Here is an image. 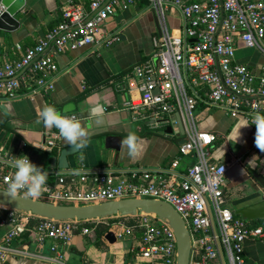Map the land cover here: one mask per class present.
Segmentation results:
<instances>
[{
    "label": "built area",
    "instance_id": "obj_1",
    "mask_svg": "<svg viewBox=\"0 0 264 264\" xmlns=\"http://www.w3.org/2000/svg\"><path fill=\"white\" fill-rule=\"evenodd\" d=\"M139 1H71L62 8L61 20L36 44L25 47L20 58L0 61V94L14 100L22 95L24 86L33 87V92L51 91L58 73L55 55L118 39L117 35L102 38L104 21ZM145 1L142 9L155 19L152 47L145 59L132 67L136 94L123 107L173 126L179 133L178 114L184 130L179 156L171 160L165 174L83 172L76 186L59 176L54 184L47 183L41 197L71 204L128 197L163 200L181 215L189 231V264L219 260L221 264H241L244 242L263 238L264 227L235 216L227 206L223 182L228 164L213 159L217 135L201 128L199 121L201 112L211 108L248 122L255 112L264 114V65L255 68L236 57L241 46L264 54V0ZM4 10L0 3V14ZM16 47L21 50L20 45ZM60 140L54 128L43 148L53 150ZM181 156H190L192 162L179 177L174 169ZM11 177L0 173V182L8 185ZM131 217L129 224L121 222V216L107 217L117 219L110 224L115 237L136 239L132 251L148 264H175L173 230L153 214ZM105 219L56 220L0 205V226H9L0 243V259H6L10 243L22 234H33L39 244L48 239L69 244L76 234L93 233Z\"/></svg>",
    "mask_w": 264,
    "mask_h": 264
},
{
    "label": "crops",
    "instance_id": "obj_2",
    "mask_svg": "<svg viewBox=\"0 0 264 264\" xmlns=\"http://www.w3.org/2000/svg\"><path fill=\"white\" fill-rule=\"evenodd\" d=\"M71 1L24 0L23 7L15 14L18 27L0 29V61L20 58L25 47L36 44L61 20L62 8ZM138 3L104 21L102 38L117 35L118 39L55 55L58 73L51 91L35 89L33 92V87L24 86L22 95L14 100L0 94L1 174L13 176V161L21 155H27L49 173V184L63 176L68 185L76 186L83 172L128 175L132 171L157 174L170 171L171 160L179 156L183 134L173 126L158 124L147 115L123 107L124 102L136 94L132 67L145 59L152 47L154 15L142 9L145 4L140 6ZM17 44L21 50L17 49ZM236 57L255 68L264 65V54L256 48L241 46ZM245 58L249 59L245 61ZM45 105H54L65 115L75 114L89 127L88 147L68 155L67 168L58 167L61 149L70 147L62 137L57 148L50 151L43 148L49 131L54 129L38 123L39 113ZM92 108L102 110L99 118L103 122L99 125L96 124L97 117L89 115ZM244 123L250 122L242 117L233 119L213 108L203 110L199 121L201 128L217 135L213 159L228 164L223 192L227 206L240 218L236 211L263 194L254 174L264 177V152L255 146V126L250 124L240 128ZM167 127L171 128L170 132ZM238 131L240 136L236 140ZM130 132L139 138L135 156H130L128 148L120 143ZM81 155L83 159H80ZM191 162L190 156H181L174 172L182 177ZM3 184L7 185L0 182V186L4 187ZM133 219L124 216L120 221L129 224ZM114 220L117 219L106 218L93 233L76 234L69 244L52 239L39 244L33 234H22L10 243L7 257L0 259V264H148L132 251L136 239L115 237L113 242L106 239L108 232L114 233L110 225ZM248 221L264 227V218ZM8 228V225L0 226V243ZM243 259L241 264H264V237L249 238L244 242ZM215 264H221L220 260Z\"/></svg>",
    "mask_w": 264,
    "mask_h": 264
},
{
    "label": "water",
    "instance_id": "obj_3",
    "mask_svg": "<svg viewBox=\"0 0 264 264\" xmlns=\"http://www.w3.org/2000/svg\"><path fill=\"white\" fill-rule=\"evenodd\" d=\"M0 3L5 7L4 12L0 14V29H16L19 22L15 14L23 7L24 0H0ZM1 108L4 109L2 106ZM176 118L179 131L183 134V125L178 114H176ZM166 130L170 132L171 128L167 127ZM116 148H118V145ZM73 151L74 149H71V146L61 149L58 157V167L60 169L68 167L67 156L73 154ZM254 178L261 186L263 194L257 200L242 206L236 211L243 219L256 220L264 218V177L260 174H254ZM7 189L0 186V205L38 217L56 220H84L112 216H135L141 213L153 214L158 220L166 223L174 232L177 252L175 264H189L191 250L189 231L181 215L168 202L152 198L128 197L90 204L55 203L49 200L30 198L22 193H18L13 198L8 194ZM105 237L109 242L115 240L114 233L111 231Z\"/></svg>",
    "mask_w": 264,
    "mask_h": 264
},
{
    "label": "clouds",
    "instance_id": "obj_4",
    "mask_svg": "<svg viewBox=\"0 0 264 264\" xmlns=\"http://www.w3.org/2000/svg\"><path fill=\"white\" fill-rule=\"evenodd\" d=\"M90 116H96V124L99 125L103 121L99 118L102 115V110L92 108L89 110ZM42 122L46 128H56L59 131L63 141L74 149L73 152H82L90 143L89 127L79 118L62 114L54 105H45L39 113L38 123ZM250 124L255 125L256 148L264 152V114L255 112L252 114L250 123H244L240 126L247 127ZM239 128V130H240ZM240 136V131L236 136V140ZM138 136L134 132L128 133L120 143L121 146H126L130 156H135L138 151ZM235 140V142H236ZM80 159H83L81 155ZM15 172L8 183V194L11 197H16L18 193L24 192L27 197L39 198L46 190L49 173L42 167L33 163L27 155L18 156L13 161ZM79 171V170H73Z\"/></svg>",
    "mask_w": 264,
    "mask_h": 264
},
{
    "label": "trees",
    "instance_id": "obj_5",
    "mask_svg": "<svg viewBox=\"0 0 264 264\" xmlns=\"http://www.w3.org/2000/svg\"><path fill=\"white\" fill-rule=\"evenodd\" d=\"M145 2H146L145 0H140V2L138 4L141 6V5H144ZM5 188H8V187H5ZM39 199H43V198L40 196Z\"/></svg>",
    "mask_w": 264,
    "mask_h": 264
},
{
    "label": "rangeland",
    "instance_id": "obj_6",
    "mask_svg": "<svg viewBox=\"0 0 264 264\" xmlns=\"http://www.w3.org/2000/svg\"><path fill=\"white\" fill-rule=\"evenodd\" d=\"M247 59H249V58H245V61H247ZM3 186H4V187H8L7 185H4V184H3Z\"/></svg>",
    "mask_w": 264,
    "mask_h": 264
}]
</instances>
